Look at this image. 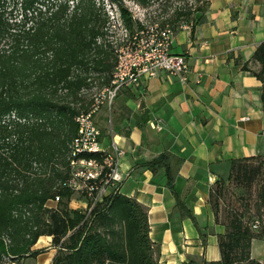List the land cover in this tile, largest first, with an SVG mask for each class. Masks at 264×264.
Returning a JSON list of instances; mask_svg holds the SVG:
<instances>
[{
  "label": "trees",
  "instance_id": "trees-1",
  "mask_svg": "<svg viewBox=\"0 0 264 264\" xmlns=\"http://www.w3.org/2000/svg\"><path fill=\"white\" fill-rule=\"evenodd\" d=\"M134 1L147 7L162 0ZM112 2L128 30L141 27L122 0ZM206 6L197 0L193 11L173 7L160 26L169 24L175 31L180 18L202 13ZM109 25L107 12L96 0H0V264H17L43 253L31 250L41 236H50L57 249L50 264L156 262L158 249L149 237L147 211L135 199L117 192L91 211L69 207L75 196L66 186L75 118L89 110V92L109 83L116 63ZM242 70L261 83L264 112V42ZM179 164L168 154L146 163L153 173L165 169L166 186L178 208L174 177ZM226 181L245 190L255 186L248 197L253 203L229 208L221 217L220 191L210 188L215 222L225 228L219 236L221 259L185 264H261L250 251L251 241L264 236V157L232 160ZM219 182L225 181L215 184ZM55 197L57 207L48 208L46 203Z\"/></svg>",
  "mask_w": 264,
  "mask_h": 264
},
{
  "label": "crops",
  "instance_id": "crops-1",
  "mask_svg": "<svg viewBox=\"0 0 264 264\" xmlns=\"http://www.w3.org/2000/svg\"><path fill=\"white\" fill-rule=\"evenodd\" d=\"M263 42L264 0H207L191 29L173 36L171 51L185 57L187 80L161 72L114 100L115 122L109 134L101 131V145L106 150L114 141L126 152L119 162V193L147 211L149 237L158 249L155 264L221 259L225 228L215 222L208 194L227 180L232 160L264 157L262 85L242 70ZM161 154L180 160L174 177L180 208L166 186L165 169L153 173L146 167ZM46 206L56 208L57 202ZM69 207L85 211L88 203L75 195ZM51 241L39 237L31 250L44 252L21 264H50L57 252ZM250 252L264 264V236L251 241Z\"/></svg>",
  "mask_w": 264,
  "mask_h": 264
},
{
  "label": "built area",
  "instance_id": "built-area-1",
  "mask_svg": "<svg viewBox=\"0 0 264 264\" xmlns=\"http://www.w3.org/2000/svg\"><path fill=\"white\" fill-rule=\"evenodd\" d=\"M126 4L130 13L132 9L139 8L134 0H128ZM116 7L110 14L107 12L110 21L108 38L116 53L115 66L109 83L93 94L89 110L75 118L77 132L69 146L66 186L88 203V211L119 192L123 180L119 162L126 155L114 141L110 142L108 149L102 148L101 131L96 120L100 110H110L120 92L139 90L147 79L156 78L161 72L181 82L187 80L189 73L185 57L171 51L175 32L168 24L145 26L132 15L141 27L130 31L123 24ZM191 27L190 22L181 25L180 29L190 30ZM53 201L58 202L59 198L55 197ZM257 225L256 222L253 228Z\"/></svg>",
  "mask_w": 264,
  "mask_h": 264
},
{
  "label": "rangeland",
  "instance_id": "rangeland-1",
  "mask_svg": "<svg viewBox=\"0 0 264 264\" xmlns=\"http://www.w3.org/2000/svg\"><path fill=\"white\" fill-rule=\"evenodd\" d=\"M128 0H122V3L125 7L128 8L126 2ZM207 0H204V3H206ZM96 3H100L106 12L110 14V12L113 11L115 4L112 2V0H96ZM201 5V3H198ZM187 7L193 11L195 7L197 6V0H168L167 2L165 0H162L158 4H150L147 7H142L138 5V9H132L131 14L136 20H140L145 26H149L152 23H159L161 24L164 21H167L171 14L173 7ZM117 8V7H116ZM193 14L188 15L187 17L180 18L179 22L175 23V31L180 29V26L189 22H194V20L198 17L200 13L198 12H192ZM169 25V24H168ZM116 32V31H115ZM97 88H92L89 94H94L96 92ZM114 109V102L110 108V110L102 109L98 113L101 114V118L98 119V116L96 117V120L98 122L100 131H102V134H109V129L112 125H114L115 117L111 113H113ZM111 115V117H110ZM111 118V123H110ZM218 189L220 191L219 195V206L221 210V217L225 215V212L228 211V209H244L246 205H252L253 201H250L248 199L249 194L254 195L255 186H253L250 190H245L242 188L236 187L232 183H228V181H225L224 184L222 182L217 183L213 186V189ZM253 198V197H252ZM8 261H6L7 263ZM17 264H21V261L19 260Z\"/></svg>",
  "mask_w": 264,
  "mask_h": 264
}]
</instances>
